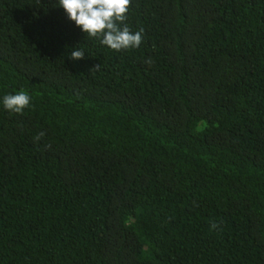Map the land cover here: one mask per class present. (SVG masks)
I'll list each match as a JSON object with an SVG mask.
<instances>
[{"label":"trees","instance_id":"obj_1","mask_svg":"<svg viewBox=\"0 0 264 264\" xmlns=\"http://www.w3.org/2000/svg\"><path fill=\"white\" fill-rule=\"evenodd\" d=\"M56 4L0 0V264H264V0H131L119 52Z\"/></svg>","mask_w":264,"mask_h":264},{"label":"clouds","instance_id":"obj_2","mask_svg":"<svg viewBox=\"0 0 264 264\" xmlns=\"http://www.w3.org/2000/svg\"><path fill=\"white\" fill-rule=\"evenodd\" d=\"M131 0H57L68 19L88 38L98 39L102 46L114 51L139 48L143 29L132 31L124 24ZM82 45L70 51V59L82 60ZM31 95L23 89L3 95L0 106L9 113L23 114L31 106ZM43 135V134H41ZM39 139V137H37Z\"/></svg>","mask_w":264,"mask_h":264}]
</instances>
